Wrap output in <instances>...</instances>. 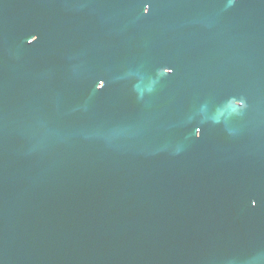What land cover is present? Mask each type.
Listing matches in <instances>:
<instances>
[{
    "label": "water",
    "instance_id": "water-1",
    "mask_svg": "<svg viewBox=\"0 0 264 264\" xmlns=\"http://www.w3.org/2000/svg\"><path fill=\"white\" fill-rule=\"evenodd\" d=\"M0 264H264V0H0Z\"/></svg>",
    "mask_w": 264,
    "mask_h": 264
}]
</instances>
